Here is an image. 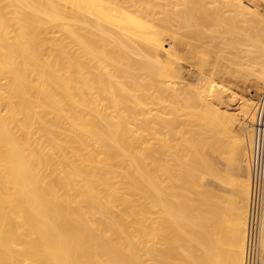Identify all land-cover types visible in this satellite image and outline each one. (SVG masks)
<instances>
[{"label": "bare ground", "instance_id": "bare-ground-1", "mask_svg": "<svg viewBox=\"0 0 264 264\" xmlns=\"http://www.w3.org/2000/svg\"><path fill=\"white\" fill-rule=\"evenodd\" d=\"M216 39L237 68L213 58ZM261 59L264 0H0V264H243L252 129L241 178L184 120L230 151L239 118L253 120L243 93L264 91ZM200 173L239 195L236 250Z\"/></svg>", "mask_w": 264, "mask_h": 264}, {"label": "rangeland", "instance_id": "rangeland-1", "mask_svg": "<svg viewBox=\"0 0 264 264\" xmlns=\"http://www.w3.org/2000/svg\"><path fill=\"white\" fill-rule=\"evenodd\" d=\"M173 23H175L176 24V22H173ZM220 41V39H216V41L217 42H219ZM215 41V46L216 47H214L213 49H211V55L213 56V58L214 59H216V60H218V64H219V66H223V65H228L227 63H229L230 62V64H232V65H234V67L235 68H237V65H238V63H239V61H240V59H239V57H238V55L235 53V52H237L236 51V49L235 48H232V45H228V43H226V42H224L222 39H221V42H219V44L217 43ZM223 44V45H222ZM227 44V45H226ZM225 46V47H224ZM218 47V48H217ZM221 47V48H220ZM228 49H230V50H228ZM218 51V52H217ZM223 51V52H222ZM219 52H221V53H219ZM226 52V53H225ZM228 54V55H227ZM229 57V58H227V57ZM238 57V58H237ZM227 58V59H226ZM224 59V60H223ZM257 60H259L258 58H257ZM256 61V60H255ZM260 61H262V59L260 60ZM263 62V61H262ZM262 62H260V64H262ZM263 64H264V62H263ZM260 66V65H256L255 67H256V70L254 71V70H251V71H253V72H251L250 71V74L252 73V75L253 76H255L256 74H258L257 72H259V70H261V69H263V68H258V67ZM254 67V68H255ZM253 68V69H254ZM257 69H259V70H257ZM256 73V74H255ZM243 80V79H242ZM242 80H241V82H242ZM248 86V85H247ZM251 86L249 85L247 88H250ZM245 94V95H244ZM255 93H243V95L244 96H247V97H252L253 99H254V101H256V99L259 97V94H256V95H254ZM254 95V96H253ZM167 100V99H166ZM171 100H173L174 102L176 101V104H174V103H171V102H173V101H171ZM166 105H168V107L166 106ZM169 105H172V106H170L169 107ZM164 106L166 107L165 109V111H164V113H166V114H164L163 115V118L165 119V121H167L169 124H168V129H166V128H163V127H161V132L162 133H165L166 134V132H169L170 131V129L172 128H176V126H178V124H174L173 123V120L174 119H176V115H174V111H173V109H178L179 108V104H178V100L177 99H171L170 98V102L168 103H164ZM147 108H152V109H157L158 107H156V106H153V105H150V106H148ZM173 111V112H172ZM179 117V116H178ZM190 119V120H192V121H188V119ZM184 119V118H183ZM195 119H192V118H190V117H186L185 118V120H184V122L186 123V124H188V125H186L187 127H189V128H186L187 130L186 131H189L190 133H194V135L196 134V136H193L194 138H193V140H195L196 141V139L195 138H197V137H199V136H197V134H199V133H201V132H206L205 134H206V138H207V135H208V140H207V147H208V150L214 155V159H215V161L217 162L216 163V165H215V167H216V169L218 170V171H221V170H224L225 171V173H227V174H229V175H237V176H240V177H246L247 175H248V170H247V167H245V166H243L242 164H241V161H240V159L242 160V147H243V145H244V142H243V140H244V134H245V132H248V131H250L251 130V125H250V123L249 122H247V120H245L244 118H242V117H240L239 118V122H237V124H236V130L238 131V139L235 141V144L231 147V149H230V151H229V147H230V140H229V138L227 137V136H223L224 134H222L218 129H216V128H212V127H209V126H206V125H204V124H201L199 121H194ZM194 122V123H193ZM173 123V124H172ZM191 124V125H190ZM201 124V125H200ZM194 125V126H193ZM197 125V126H196ZM191 126H193V128L191 127ZM249 126V127H248ZM202 127V128H201ZM209 127V128H208ZM204 128V129H203ZM212 128V129H211ZM190 129H191V131H190ZM216 131H215V130ZM196 130L198 131V133L196 132ZM207 130H209V133H208V131ZM213 130V131H212ZM246 130V131H245ZM193 131V132H192ZM217 131H219V133L217 132ZM215 133V134H214ZM212 134H213V136H212ZM220 135V136H219ZM212 137H214V139L212 138ZM225 137V138H224ZM212 138V139H211ZM223 139V141H220V139ZM226 138H227V140L229 141H224V140H226ZM199 139V138H198ZM218 139H219V141H218ZM213 142V143H212ZM225 142H226V144H227V142L229 143L227 146H226V144H225ZM197 145H198V147L199 146H201L200 144H198V140H197ZM152 145H151V147L155 150V157H156V159L158 158H160L161 157V152H162V147H161V145L156 141V140H153L152 141V143H151ZM214 144V145H213ZM221 147V148H220ZM218 150V151H217ZM229 151V153L231 152V154H232V156H231V159H230V161H229V163L226 165V160L224 161V159H227L228 158V155H226L227 154V152ZM220 152V153H219ZM222 153V154H221ZM241 154V155H240ZM224 157H226V158H224ZM239 162H240V164H239ZM242 166V168H243V172H240V173H238L237 174V171H238V169L240 168ZM217 173H219V172H217ZM201 175H200V180H201V183H202V185H204L205 187H207V188H209V189H211V190H213V191H215L217 194L214 196V198L212 197V202H211V204L213 205L212 206V208H215V210H216V208H218L216 211H217V217H216V219H217V222H219V223H217V230H218V233H219V237H220V244H221V247L225 250V249H229L228 251H232V250H236V247H234V241L232 242V241H229L230 240V238H231V240H232V235L230 236V238H228L227 237V234L228 235H230L229 233H234V231H232V232H228V230L229 229H231V228H229V225L230 224H228V223H231V220L232 219H229L228 218V216L230 217V218H232V215H233V209H234V204H237V203H239L240 202V198H239V195H237L236 194V196H235V194L233 193V191H232V189L231 188H229L228 187V185H226L225 183H223V182H221V181H223V179H220V178H218L217 179V177H214V176H211V175H209V174H206L207 176H205L204 175V173H200ZM219 195H221L220 196V198L218 197ZM224 197V198H223ZM219 198V199H218ZM216 199V200H215ZM223 199H225V200H223ZM219 200V201H218ZM218 201V202H217ZM224 201V202H223ZM225 201H227V202H225ZM230 201V202H229ZM229 202V203H228ZM216 203V204H215ZM224 204V205H223ZM229 204V205H228ZM218 205V206H217ZM227 205L229 206V209H227L228 207H227ZM220 207V208H219ZM222 208H225V209H222ZM220 209V210H219ZM226 210V211H225ZM219 211V212H218ZM226 212V213H225ZM224 213V214H223ZM226 214V215H225ZM228 214V215H227ZM218 215H220V216H218ZM223 215V216H222ZM222 217V218H221ZM225 217H227V219H229V221L227 220V222H226V218ZM223 219V220H222ZM223 221V222H221V221ZM226 222V223H225ZM228 224V225H227ZM225 225V226H224ZM219 226V227H218ZM228 226V227H227ZM229 228V229H228ZM227 229V230H226ZM225 238V239H224ZM228 239V240H227ZM225 240V241H224ZM223 241V242H222ZM226 241H229V244L228 243H226ZM227 244V245H226ZM226 245V246H225ZM233 246V247H232Z\"/></svg>", "mask_w": 264, "mask_h": 264}, {"label": "built area", "instance_id": "built-area-1", "mask_svg": "<svg viewBox=\"0 0 264 264\" xmlns=\"http://www.w3.org/2000/svg\"><path fill=\"white\" fill-rule=\"evenodd\" d=\"M250 125L253 135L249 156L251 188L243 264H264L261 248L264 235V91L255 101Z\"/></svg>", "mask_w": 264, "mask_h": 264}, {"label": "crops", "instance_id": "crops-1", "mask_svg": "<svg viewBox=\"0 0 264 264\" xmlns=\"http://www.w3.org/2000/svg\"><path fill=\"white\" fill-rule=\"evenodd\" d=\"M240 172H243V168H242V166L238 169L237 174L240 173ZM239 177H240V176H239ZM246 177H247V176H246ZM241 178H245V177H241Z\"/></svg>", "mask_w": 264, "mask_h": 264}]
</instances>
